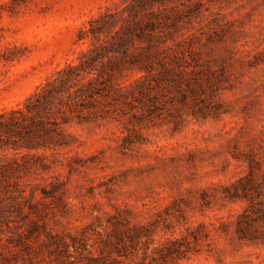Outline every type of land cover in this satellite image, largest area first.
I'll use <instances>...</instances> for the list:
<instances>
[{
	"label": "rangeland",
	"instance_id": "rangeland-1",
	"mask_svg": "<svg viewBox=\"0 0 264 264\" xmlns=\"http://www.w3.org/2000/svg\"><path fill=\"white\" fill-rule=\"evenodd\" d=\"M129 3L0 0V110L79 64L91 19L128 26ZM163 3L135 41L148 74L117 72L128 89L63 126L69 147L0 155V264H264V0Z\"/></svg>",
	"mask_w": 264,
	"mask_h": 264
},
{
	"label": "trees",
	"instance_id": "trees-1",
	"mask_svg": "<svg viewBox=\"0 0 264 264\" xmlns=\"http://www.w3.org/2000/svg\"><path fill=\"white\" fill-rule=\"evenodd\" d=\"M163 1L165 0H130L126 7L130 12L125 21L128 26L119 31L114 29V14L105 13L91 19L88 22L90 30H82L79 41L87 37L89 31L97 44L81 53L79 64H66L39 85L22 104L0 110V155L10 149L20 152L69 147L63 126L70 124L82 111L97 109L102 99L111 98L112 91L122 92L128 89V86L116 82L117 72L126 69L137 71L138 74H148L153 61L150 53L152 45L150 43L148 49L136 53L135 41L148 39L150 42L155 39L156 31L161 25V12L159 9L157 13L146 14L143 11L154 4L163 6ZM99 23L103 25L99 26ZM105 31L110 36L114 34L112 41L97 39L96 34ZM1 60L10 62L14 59L6 56L5 51L0 49V62ZM145 77L140 76L134 84L142 82ZM4 166L0 164V192L10 179ZM13 184L18 183L15 181ZM114 234L119 240L122 239L117 228ZM128 237L133 239L132 236ZM87 261V264H121L118 259L107 260L105 257H90Z\"/></svg>",
	"mask_w": 264,
	"mask_h": 264
}]
</instances>
